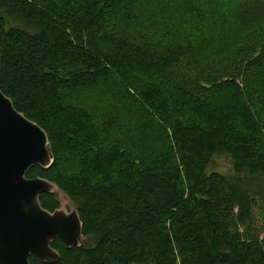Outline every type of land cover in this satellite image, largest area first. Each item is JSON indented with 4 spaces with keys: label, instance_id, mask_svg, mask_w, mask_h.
<instances>
[{
    "label": "trees",
    "instance_id": "obj_1",
    "mask_svg": "<svg viewBox=\"0 0 264 264\" xmlns=\"http://www.w3.org/2000/svg\"><path fill=\"white\" fill-rule=\"evenodd\" d=\"M248 1L0 0V88L54 153L27 177L83 224L55 264H264V20L230 36ZM200 45L237 60L201 68Z\"/></svg>",
    "mask_w": 264,
    "mask_h": 264
},
{
    "label": "water",
    "instance_id": "obj_2",
    "mask_svg": "<svg viewBox=\"0 0 264 264\" xmlns=\"http://www.w3.org/2000/svg\"><path fill=\"white\" fill-rule=\"evenodd\" d=\"M54 153L47 133L15 109L0 88V264H43L61 259L52 245L60 239L66 248L80 247L83 224L77 207L67 211L69 195L47 179H30L35 167L49 169ZM55 194L59 208L50 212L40 202Z\"/></svg>",
    "mask_w": 264,
    "mask_h": 264
},
{
    "label": "rangeland",
    "instance_id": "obj_3",
    "mask_svg": "<svg viewBox=\"0 0 264 264\" xmlns=\"http://www.w3.org/2000/svg\"><path fill=\"white\" fill-rule=\"evenodd\" d=\"M258 1H260L258 3ZM256 2H254L253 0H249L247 3L251 5H253L252 8V12L250 14H246L244 17L247 20L246 24L243 27V23L239 25H234L232 28V34L230 35L233 39H237L238 37H241L243 35L247 34H251L248 36L247 41L244 42L243 45H247L249 48L254 42L259 41V38L257 37L256 40L254 41L253 39H255V37L253 36V34H255V28L257 27V25H259L263 20H264V0H258ZM246 3V2H245ZM249 6V7H250ZM244 19V18H243ZM244 19V20H245ZM264 25V23H263ZM254 31V33H253ZM262 33V32H261ZM256 34H259L258 32ZM247 43V44H246ZM242 45V46H243ZM241 46V45H240ZM210 45H200V48L197 50L198 52H200L204 57H207V61L206 64L203 66H200L201 68H205L208 70H219L223 67L226 66L227 62H235L237 60V54L236 52H234V54H232L231 56H225L226 58H211L212 56H210ZM242 53V51H241ZM226 68V67H225ZM224 68V69H225ZM182 74L184 76H187L191 73H188L186 70H182ZM209 172H219L223 175H232L234 173V161L232 159V157H230L229 155L226 154H221V155H217L214 157L212 165L210 167ZM263 186H264V182H263ZM64 207L66 208L67 211H70L71 208H76L77 204L74 201H71L70 203H63ZM256 221L255 224L260 228V229H264V216L261 214L257 215L255 217Z\"/></svg>",
    "mask_w": 264,
    "mask_h": 264
}]
</instances>
